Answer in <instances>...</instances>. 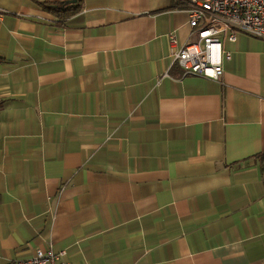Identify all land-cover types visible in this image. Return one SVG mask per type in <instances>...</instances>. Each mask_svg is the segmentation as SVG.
<instances>
[{"label":"crops","instance_id":"1","mask_svg":"<svg viewBox=\"0 0 264 264\" xmlns=\"http://www.w3.org/2000/svg\"><path fill=\"white\" fill-rule=\"evenodd\" d=\"M51 1L77 7L59 21ZM44 5V6H42ZM0 264H264V39L183 74L172 0H0Z\"/></svg>","mask_w":264,"mask_h":264},{"label":"built area","instance_id":"2","mask_svg":"<svg viewBox=\"0 0 264 264\" xmlns=\"http://www.w3.org/2000/svg\"><path fill=\"white\" fill-rule=\"evenodd\" d=\"M190 27L186 43L178 45L174 34L169 35L173 61L183 74L218 79L223 73L222 61L230 52L222 41H234L238 34L264 39V0H190L185 8ZM3 11L0 10V18ZM64 250L36 249L27 258L14 264H69Z\"/></svg>","mask_w":264,"mask_h":264},{"label":"trees","instance_id":"3","mask_svg":"<svg viewBox=\"0 0 264 264\" xmlns=\"http://www.w3.org/2000/svg\"><path fill=\"white\" fill-rule=\"evenodd\" d=\"M175 7H184L187 8L190 5V0H172ZM44 6V5H42ZM52 14H54L59 21L70 16L73 12L77 10V7L62 6L56 1H51V3L44 7Z\"/></svg>","mask_w":264,"mask_h":264}]
</instances>
